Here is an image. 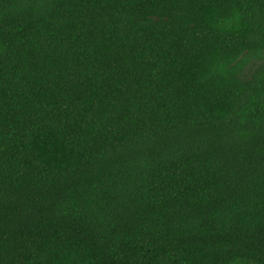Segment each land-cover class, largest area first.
<instances>
[{
	"label": "trees",
	"instance_id": "1",
	"mask_svg": "<svg viewBox=\"0 0 264 264\" xmlns=\"http://www.w3.org/2000/svg\"><path fill=\"white\" fill-rule=\"evenodd\" d=\"M0 264H264V0H0Z\"/></svg>",
	"mask_w": 264,
	"mask_h": 264
}]
</instances>
